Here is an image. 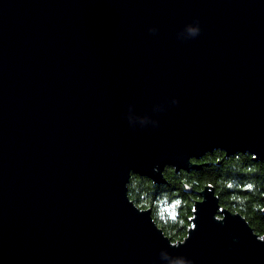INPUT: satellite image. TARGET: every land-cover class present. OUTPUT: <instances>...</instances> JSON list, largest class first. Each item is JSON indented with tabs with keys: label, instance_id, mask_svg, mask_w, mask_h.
<instances>
[{
	"label": "water",
	"instance_id": "water-1",
	"mask_svg": "<svg viewBox=\"0 0 264 264\" xmlns=\"http://www.w3.org/2000/svg\"><path fill=\"white\" fill-rule=\"evenodd\" d=\"M213 152L264 162V0H0V264H264L209 187L176 245L127 197Z\"/></svg>",
	"mask_w": 264,
	"mask_h": 264
},
{
	"label": "trees",
	"instance_id": "trees-1",
	"mask_svg": "<svg viewBox=\"0 0 264 264\" xmlns=\"http://www.w3.org/2000/svg\"><path fill=\"white\" fill-rule=\"evenodd\" d=\"M216 162L220 164L216 166ZM191 164L201 166L200 170L174 174L173 170L165 169V184L161 186L131 176L127 185L129 201L140 211H150L156 227L176 245L184 241L186 231L191 228L189 221L193 203L199 201L198 194L209 187L221 210L239 215L254 235L263 239L264 162L254 163L248 155L224 159L222 153L213 152ZM185 187L191 194L185 193Z\"/></svg>",
	"mask_w": 264,
	"mask_h": 264
},
{
	"label": "clouds",
	"instance_id": "clouds-1",
	"mask_svg": "<svg viewBox=\"0 0 264 264\" xmlns=\"http://www.w3.org/2000/svg\"><path fill=\"white\" fill-rule=\"evenodd\" d=\"M150 32L155 33L156 29H149ZM200 28L198 26V22H195L194 25H186L184 30L181 33H178L179 38H195L199 35ZM173 103H176L174 100ZM178 204L179 201H176ZM161 259L167 261V264H192L190 260H185L180 257H170L167 252L161 251L160 253Z\"/></svg>",
	"mask_w": 264,
	"mask_h": 264
},
{
	"label": "flooded vegetation",
	"instance_id": "flooded-vegetation-1",
	"mask_svg": "<svg viewBox=\"0 0 264 264\" xmlns=\"http://www.w3.org/2000/svg\"><path fill=\"white\" fill-rule=\"evenodd\" d=\"M191 162H195V161H191Z\"/></svg>",
	"mask_w": 264,
	"mask_h": 264
}]
</instances>
